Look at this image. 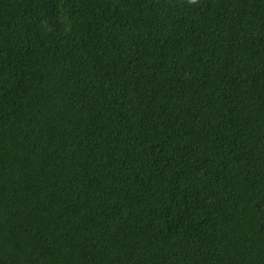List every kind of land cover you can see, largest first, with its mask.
Returning a JSON list of instances; mask_svg holds the SVG:
<instances>
[{
    "label": "trees",
    "instance_id": "1",
    "mask_svg": "<svg viewBox=\"0 0 264 264\" xmlns=\"http://www.w3.org/2000/svg\"><path fill=\"white\" fill-rule=\"evenodd\" d=\"M0 264H264V0H0Z\"/></svg>",
    "mask_w": 264,
    "mask_h": 264
}]
</instances>
